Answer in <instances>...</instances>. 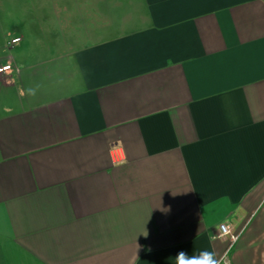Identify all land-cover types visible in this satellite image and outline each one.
Here are the masks:
<instances>
[{
	"label": "crops",
	"instance_id": "crops-1",
	"mask_svg": "<svg viewBox=\"0 0 264 264\" xmlns=\"http://www.w3.org/2000/svg\"><path fill=\"white\" fill-rule=\"evenodd\" d=\"M6 64L0 264H264V0H0Z\"/></svg>",
	"mask_w": 264,
	"mask_h": 264
},
{
	"label": "clouds",
	"instance_id": "clouds-1",
	"mask_svg": "<svg viewBox=\"0 0 264 264\" xmlns=\"http://www.w3.org/2000/svg\"><path fill=\"white\" fill-rule=\"evenodd\" d=\"M218 237L222 238L221 234L218 233ZM174 258L175 264H231V260L226 254L218 255L212 250H202L199 253L191 254L181 250Z\"/></svg>",
	"mask_w": 264,
	"mask_h": 264
},
{
	"label": "built area",
	"instance_id": "built-area-1",
	"mask_svg": "<svg viewBox=\"0 0 264 264\" xmlns=\"http://www.w3.org/2000/svg\"><path fill=\"white\" fill-rule=\"evenodd\" d=\"M19 41H21L20 37L12 39V43H18ZM12 68L13 67L11 64L0 66V74L10 72L12 71ZM218 233L221 234L223 239H227L230 242V246L234 245L240 238V235L234 231L233 227L228 222H222L219 225ZM218 233L215 235V238H220L218 237ZM225 254L227 255L228 259L231 260V258L229 257V253L226 252Z\"/></svg>",
	"mask_w": 264,
	"mask_h": 264
},
{
	"label": "rangeland",
	"instance_id": "rangeland-1",
	"mask_svg": "<svg viewBox=\"0 0 264 264\" xmlns=\"http://www.w3.org/2000/svg\"><path fill=\"white\" fill-rule=\"evenodd\" d=\"M13 3L15 4V2L13 1ZM8 4V8L9 10L15 11L16 10V4L11 8L10 6H12V3H7ZM31 4V3H29ZM69 5L71 7H73L74 3L72 2H68V3H56V6H61L60 8H62V6L64 5ZM45 11L48 10V8H44ZM4 27L6 29L7 32H5V34L7 33L9 37H7L6 41H10L11 39V35L14 34V32L19 29V24L17 25V19L16 18H12L10 15L8 17H6L5 19H2ZM3 26V25H2ZM6 34V36H7ZM41 37H44V35H42ZM6 52L8 54H13L14 50H13V46H11L10 44L7 45V49ZM13 70V68H12ZM14 71V70H13Z\"/></svg>",
	"mask_w": 264,
	"mask_h": 264
}]
</instances>
